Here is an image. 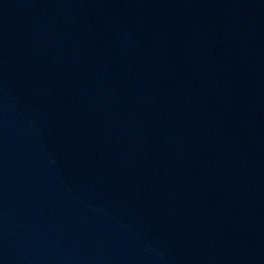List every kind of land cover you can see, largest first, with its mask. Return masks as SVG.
Returning <instances> with one entry per match:
<instances>
[{
  "label": "water",
  "instance_id": "95a60500",
  "mask_svg": "<svg viewBox=\"0 0 264 264\" xmlns=\"http://www.w3.org/2000/svg\"><path fill=\"white\" fill-rule=\"evenodd\" d=\"M0 264H264V0H0Z\"/></svg>",
  "mask_w": 264,
  "mask_h": 264
}]
</instances>
